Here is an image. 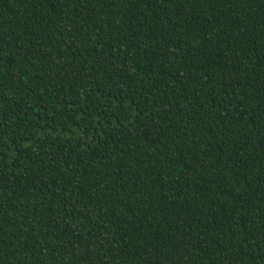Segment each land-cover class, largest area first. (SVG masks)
Instances as JSON below:
<instances>
[{
    "label": "trees",
    "instance_id": "16d2710c",
    "mask_svg": "<svg viewBox=\"0 0 264 264\" xmlns=\"http://www.w3.org/2000/svg\"><path fill=\"white\" fill-rule=\"evenodd\" d=\"M0 264H264V0H0Z\"/></svg>",
    "mask_w": 264,
    "mask_h": 264
}]
</instances>
